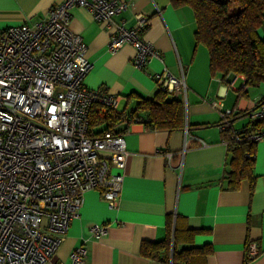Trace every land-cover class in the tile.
Segmentation results:
<instances>
[{
  "label": "crops",
  "instance_id": "1",
  "mask_svg": "<svg viewBox=\"0 0 264 264\" xmlns=\"http://www.w3.org/2000/svg\"><path fill=\"white\" fill-rule=\"evenodd\" d=\"M56 1L0 0V28L34 23ZM125 1L130 7L110 22H96L84 7L70 10L69 27L86 43L91 64L84 83L117 95L114 112L124 115L134 108L136 96L151 98L157 93L156 72L167 68L180 76L181 67L186 84L184 125L150 129L123 116L114 128L123 133L128 151L117 206L109 208L99 189L86 190L79 215L46 264H70V254L79 245L86 248L85 264H165L142 255L140 247L143 241L165 239L171 216L180 229L197 231L192 244L179 241L177 250L210 248L203 256H191L188 264H264V143L254 145L253 185L244 177L230 189L225 179L230 154L218 126L219 107L232 110V129L254 126L248 112L264 98V91L252 92L256 86H246L241 74L223 76L211 70L207 47L195 41L191 6L172 0ZM138 14L147 18L141 35L160 52L145 69L133 65L131 45L113 53L107 50L116 24L135 26ZM257 33L264 40V16ZM111 172L121 170L113 165ZM93 224H104L105 234L94 236ZM252 242L258 250L254 258L247 253Z\"/></svg>",
  "mask_w": 264,
  "mask_h": 264
},
{
  "label": "built area",
  "instance_id": "2",
  "mask_svg": "<svg viewBox=\"0 0 264 264\" xmlns=\"http://www.w3.org/2000/svg\"><path fill=\"white\" fill-rule=\"evenodd\" d=\"M130 4L57 0L34 23L0 28V264H46L79 215L88 189H99L109 208L117 206L128 156L124 135L114 129L96 133L88 118L92 108L99 116L116 112L118 96L85 85L91 67L86 43L69 22L74 7L86 8L102 23ZM146 24L143 14L132 27L120 21L107 50L113 53L129 44L133 65L145 69L151 58H160L140 33ZM180 69L177 76L163 68L153 79L159 90L184 100ZM218 110L221 132H230L236 142L264 143V98L248 112L251 127L232 129V110ZM113 165L121 172L112 173ZM91 231L101 236L106 226L93 224ZM247 253L250 258L257 255L254 242ZM86 257V248L79 245L70 254V264H85Z\"/></svg>",
  "mask_w": 264,
  "mask_h": 264
},
{
  "label": "trees",
  "instance_id": "3",
  "mask_svg": "<svg viewBox=\"0 0 264 264\" xmlns=\"http://www.w3.org/2000/svg\"><path fill=\"white\" fill-rule=\"evenodd\" d=\"M176 5L191 6L196 23L195 41L207 47L209 64L213 71L223 76L241 74L246 86L264 83V40L257 29L264 16V0H172ZM135 97V96H134ZM127 115L129 119L143 122L150 129L181 128L185 121V107L181 98L172 97L158 89L151 98L136 96L134 108L128 114L119 115L108 110L99 116L92 108L89 112V128L101 125L95 130H113L116 124ZM225 133V132H224ZM230 154L229 168L225 171L227 187L235 189L242 178L248 177L253 185L254 145L246 140L236 142L230 132L224 134ZM167 236L161 241L141 243L142 255L157 259L165 264H188L193 255L203 256L210 251L208 246H190L176 249L179 241L192 244L196 230L187 226L179 228L172 216L167 217ZM176 221V222H175Z\"/></svg>",
  "mask_w": 264,
  "mask_h": 264
},
{
  "label": "rangeland",
  "instance_id": "4",
  "mask_svg": "<svg viewBox=\"0 0 264 264\" xmlns=\"http://www.w3.org/2000/svg\"><path fill=\"white\" fill-rule=\"evenodd\" d=\"M252 92H263L264 91V83H261L260 85L253 87L251 89Z\"/></svg>",
  "mask_w": 264,
  "mask_h": 264
},
{
  "label": "water",
  "instance_id": "5",
  "mask_svg": "<svg viewBox=\"0 0 264 264\" xmlns=\"http://www.w3.org/2000/svg\"><path fill=\"white\" fill-rule=\"evenodd\" d=\"M229 75H233V74H229Z\"/></svg>",
  "mask_w": 264,
  "mask_h": 264
}]
</instances>
